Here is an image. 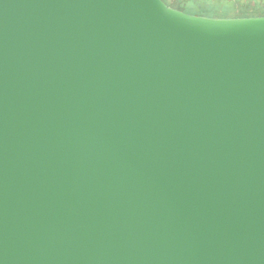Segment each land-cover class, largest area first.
I'll return each instance as SVG.
<instances>
[{"label": "water", "instance_id": "obj_1", "mask_svg": "<svg viewBox=\"0 0 264 264\" xmlns=\"http://www.w3.org/2000/svg\"><path fill=\"white\" fill-rule=\"evenodd\" d=\"M0 264H264V16L0 0Z\"/></svg>", "mask_w": 264, "mask_h": 264}, {"label": "rangeland", "instance_id": "obj_2", "mask_svg": "<svg viewBox=\"0 0 264 264\" xmlns=\"http://www.w3.org/2000/svg\"><path fill=\"white\" fill-rule=\"evenodd\" d=\"M191 12L211 14L212 16H236L264 8V0H166ZM244 5H241L242 3ZM246 8L242 10L241 8ZM243 11H241V10ZM254 10V11H253ZM245 11V12H244Z\"/></svg>", "mask_w": 264, "mask_h": 264}, {"label": "trees", "instance_id": "obj_3", "mask_svg": "<svg viewBox=\"0 0 264 264\" xmlns=\"http://www.w3.org/2000/svg\"><path fill=\"white\" fill-rule=\"evenodd\" d=\"M163 2H165L167 5H169V6H171V7H173V8H176V9H179V10H181V11H183V12H186V13H189V14H196V15H203V16H209V17H229V16H212L211 14H202V13H196V12H191L190 13V11H188V10H186V9H184V8H181V7H179V6H177V5H174L173 3H169V2H167L166 0H163ZM242 3V2H241ZM245 3H242L241 5H244ZM242 10H246V8H241ZM240 9V10H241ZM241 10V11H242ZM254 11V10H253ZM243 12V11H242ZM245 12V11H244ZM246 13V12H245ZM245 13H239V14H237L236 16H232V17H251V16H264V8H259V9H257V11L255 10L254 12H252V13H247V14H245Z\"/></svg>", "mask_w": 264, "mask_h": 264}]
</instances>
